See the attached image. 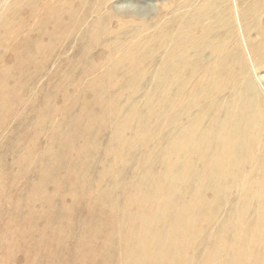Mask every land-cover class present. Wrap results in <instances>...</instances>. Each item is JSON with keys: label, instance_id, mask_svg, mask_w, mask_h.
<instances>
[{"label": "bare ground", "instance_id": "bare-ground-1", "mask_svg": "<svg viewBox=\"0 0 264 264\" xmlns=\"http://www.w3.org/2000/svg\"><path fill=\"white\" fill-rule=\"evenodd\" d=\"M154 11L134 0H0V45L22 43L9 62L0 55L1 87L66 59L33 121L50 133L41 182L81 138L111 159L116 186L125 181L136 236L161 239L156 260L264 264V0H168Z\"/></svg>", "mask_w": 264, "mask_h": 264}, {"label": "rangeland", "instance_id": "rangeland-1", "mask_svg": "<svg viewBox=\"0 0 264 264\" xmlns=\"http://www.w3.org/2000/svg\"><path fill=\"white\" fill-rule=\"evenodd\" d=\"M134 1L159 12L168 0ZM21 44L16 39L0 45L4 62ZM65 60L60 57L55 67L49 62L20 86H0V264H169L154 258L160 238L136 236V205L127 203L124 180L114 184L112 161L103 151L82 149L77 137L41 182L42 150L50 133H35L33 121ZM19 95L25 103H19ZM57 96L52 119L58 123L62 103ZM80 107L75 103L74 109Z\"/></svg>", "mask_w": 264, "mask_h": 264}]
</instances>
